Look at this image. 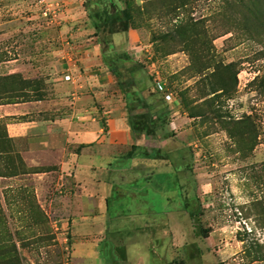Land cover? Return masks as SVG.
Wrapping results in <instances>:
<instances>
[{"label": "rangeland", "instance_id": "374dc122", "mask_svg": "<svg viewBox=\"0 0 264 264\" xmlns=\"http://www.w3.org/2000/svg\"><path fill=\"white\" fill-rule=\"evenodd\" d=\"M128 1L133 34L114 35L118 47L112 44L111 52L100 45L114 76L102 88L116 93L118 101L125 89L133 92L130 103L144 90L155 93L148 101H161L155 121L161 134L174 119L186 117L180 128L167 130L176 143L163 145L162 137L148 150L178 153L176 162L190 173L188 192L177 187L174 193L179 175L156 170L169 176L151 180L148 198L165 216L143 227L144 218L135 216L143 207L119 187L107 191L105 202L99 178L82 174L72 180L71 171L60 176L56 161L66 163L82 146H64L60 159L56 153L22 157L27 144L11 139L7 130L36 115L0 118V264H264V33L249 30L231 0H185L182 7H175L178 0ZM98 11L88 0H0V105L41 99L54 117L65 113L70 101L81 106L97 101L94 80L84 75L96 70V63L82 58L81 44H96L90 16ZM176 15L202 21L192 50L212 61L201 75L174 33ZM228 64L230 88L234 72L237 83L222 93L219 75L212 72ZM64 72L69 80L63 81L72 76L82 98L59 80ZM10 76L16 77L6 79ZM21 80L29 83L26 89ZM130 81L131 88L122 91L120 83ZM158 83L170 101L156 90ZM101 124L106 131L104 120ZM164 184L169 194L190 195L187 206L162 207L158 186Z\"/></svg>", "mask_w": 264, "mask_h": 264}, {"label": "crops", "instance_id": "0c3cea01", "mask_svg": "<svg viewBox=\"0 0 264 264\" xmlns=\"http://www.w3.org/2000/svg\"><path fill=\"white\" fill-rule=\"evenodd\" d=\"M128 33V37L133 34L131 30ZM95 42L96 44L93 45H88V43L86 45H83L84 43L81 44V52L82 58L87 57L85 61L93 59L96 63V70L93 69V72L90 74L84 73V75H90L91 79L94 80L93 84H95V87H92L94 89L91 91L97 95V101L95 98L92 104L87 106L79 105L76 100L74 102L70 101L67 103V111L54 117L50 115L51 109L44 108L46 105L43 104V100L0 105V112H2L0 118H11L18 113L36 115L33 116L34 118L29 117L19 125L11 124L9 126L11 130H7L11 139L21 138L27 144V148L21 152L22 157L27 158L31 155L56 153L54 156L60 159L63 157L61 156L63 154L61 149L64 146L68 144L73 145L75 148L82 146L78 153H70V157L66 158V163L60 160L56 161L55 165L60 171V176H70L72 172L74 174L72 180H78L82 174H87L92 176V178H99L98 184L102 183V190L105 191L104 198H102L105 202L108 199L105 196L107 191H112L114 188L119 187L121 193L127 197L131 195L130 200L134 201L136 206L143 207L142 210L140 209L135 213V216L144 218L139 221L140 225L149 227L148 225L156 223L160 216H165L164 213H157L153 210L150 198H148L151 191L148 184L152 183L151 180H154V177L169 176L167 173L162 174L156 172V170L170 171L174 178L179 175L180 178L175 179V182H173L174 193L178 191L177 187L182 189V192L184 190L182 187H184L185 191L188 192L186 183L190 180V173L188 169L186 170L182 161L181 163H179L180 160L176 162L175 158L178 153H171L174 151H168V149L164 152L158 149L161 152L158 153L157 149L148 150V148L152 146L150 145L152 140L159 141L162 137L164 138L163 145L168 142L176 143L173 137H170L167 133L171 132L170 130H174V128H180L178 126L185 122L186 117L179 116V118L174 119L166 126V129H161L163 131L162 134L157 132V130L156 132L160 135L156 133L157 135L146 137L144 134L139 135L130 132L128 125L129 104L127 100L131 99L133 93L120 94L121 99L118 101L117 98L119 96L116 93H109L105 91L106 87L102 88V86L112 83L114 76L108 67V62L105 61L106 55L102 52L99 42L97 40ZM128 43L131 45L133 41L129 40ZM113 44L115 46V41ZM115 47L117 48L118 46ZM66 64L68 66L69 63L66 62ZM66 64L63 66L65 71L68 70ZM63 74L59 80L62 79L63 81L64 76L68 75L65 72ZM65 83L71 89L72 95L77 94V99L82 98L79 93V86L71 85V83H75L72 76H70V81ZM85 87L87 85H84ZM103 93L104 95H102ZM98 100L99 105H94ZM40 114L42 116L39 118ZM103 120L107 126L106 131L101 126V121ZM133 146L134 148H132ZM182 159H184L183 155ZM126 160L131 162L126 163ZM134 161L136 163H133ZM28 166L31 168L34 165L29 164ZM153 172L157 173V175L153 176ZM43 175L47 176L48 173L42 172ZM138 182L143 183V185L139 186ZM165 186L167 188L165 184L158 186L161 193L159 196H161V200H164L162 207H174L175 202H183L187 206V203L190 202V195L187 194L184 197L181 192L175 195L174 193L169 194V191L162 190ZM90 190L88 187V195ZM93 193L90 195L94 196ZM143 197L147 200H144ZM72 200L74 199L72 198ZM181 205L183 204L180 203ZM128 216H131L130 213Z\"/></svg>", "mask_w": 264, "mask_h": 264}, {"label": "trees", "instance_id": "16d2710c", "mask_svg": "<svg viewBox=\"0 0 264 264\" xmlns=\"http://www.w3.org/2000/svg\"><path fill=\"white\" fill-rule=\"evenodd\" d=\"M94 2L95 6L99 9L94 15L90 16L92 19V27L94 29L93 36L98 40L99 45L102 47H109L108 51L113 49V36L115 34L127 33L129 30H134V16L133 10L131 8V3L128 0H88V3ZM146 1V0H144ZM152 0H148L145 3H149L151 5ZM231 9L235 10L238 15H240V20L242 23L247 24V28L249 26L253 27V31L264 33V0H231ZM186 4L185 0H178V3L175 4V7H182ZM150 10H146V14H149ZM201 20L191 19L189 18H181L176 15V21L173 24L175 27L174 33L180 39V42L185 44V47L190 50V66L195 73L201 75L204 71L211 68L210 62L212 59H201L197 53H193V46H195L197 42V32L196 29H200ZM250 30V29H249ZM111 46V47H110ZM103 51V50H102ZM111 52V51H110ZM192 52V53H191ZM104 53V51H103ZM109 67V66H108ZM220 67V72L213 68L212 74L219 75V79L221 81L222 88L220 91L223 93L224 91H230L234 89V86L237 83V72L233 73V87L230 88L228 80V73L232 69V65L228 64L223 67ZM16 76H10L6 79H13ZM24 89L29 83H25L24 80H21ZM120 89L122 88H131L133 85V81L127 84L120 83ZM133 87V86H132ZM133 89V88H132ZM135 90V89H134ZM24 91V90H23ZM217 91H213L212 94H215ZM129 93V91H124V94ZM133 93V92H132ZM28 94V93H26ZM25 96V97H24ZM22 97L28 98L27 95ZM156 94L150 92L149 90L142 91L141 98L134 99V103L132 99H128V125L130 127V132L133 134H144L146 137L152 136L158 128L155 125L156 121V113L158 107L161 105V101L157 100L154 102L148 101V99L155 97ZM13 98H18V96H14ZM41 99L34 100L27 99L23 102L29 101H38ZM163 104V103H162ZM134 148V146L132 147ZM15 175V174H14ZM120 255H124V252H120Z\"/></svg>", "mask_w": 264, "mask_h": 264}, {"label": "built area", "instance_id": "2783aa9c", "mask_svg": "<svg viewBox=\"0 0 264 264\" xmlns=\"http://www.w3.org/2000/svg\"><path fill=\"white\" fill-rule=\"evenodd\" d=\"M65 80H69V77L65 76ZM156 87H157L156 90H158L159 93L163 94V97L165 100H167V102L171 100V94L168 93L166 90H164L165 86L163 83H158Z\"/></svg>", "mask_w": 264, "mask_h": 264}]
</instances>
